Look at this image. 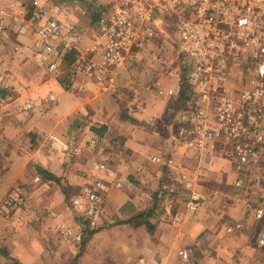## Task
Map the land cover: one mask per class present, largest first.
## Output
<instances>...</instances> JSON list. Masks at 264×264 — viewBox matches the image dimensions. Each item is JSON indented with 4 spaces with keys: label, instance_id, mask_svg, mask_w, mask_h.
<instances>
[{
    "label": "crops",
    "instance_id": "crops-1",
    "mask_svg": "<svg viewBox=\"0 0 264 264\" xmlns=\"http://www.w3.org/2000/svg\"><path fill=\"white\" fill-rule=\"evenodd\" d=\"M5 22L0 72L8 86L0 97L11 99L0 105V264H264L255 217L264 179L238 173L226 154L187 146L182 62L168 66L145 50L142 60L116 71L113 87L86 82L74 92L66 89L65 73L55 76L33 60L34 28L19 35ZM170 67L178 70L174 78L166 75ZM156 82L174 94L158 95ZM53 93L56 101H47ZM35 96L45 100L19 111ZM94 162L106 163L113 175L94 169ZM239 176H246L240 187ZM94 179L121 186L103 195L106 216L90 227L69 199ZM12 191L25 196L20 204L9 199ZM60 221L80 230L82 240H63Z\"/></svg>",
    "mask_w": 264,
    "mask_h": 264
},
{
    "label": "built area",
    "instance_id": "built-area-1",
    "mask_svg": "<svg viewBox=\"0 0 264 264\" xmlns=\"http://www.w3.org/2000/svg\"><path fill=\"white\" fill-rule=\"evenodd\" d=\"M26 3V0H13L8 6L0 3V24L9 20V25H16L19 35L33 27V60L45 65L55 76L65 73L66 89L74 92L82 91L86 82H94L102 89L113 87L119 68L139 62L142 52H153L157 42L170 37L177 49L172 63L182 62L186 72L184 92L189 104L184 110L183 138L187 146L204 154H226L234 159L238 173L247 172L258 161L264 166V0H29ZM93 13L97 16L92 17ZM75 16L88 21L80 25L72 21ZM165 18L169 21L166 26ZM152 60L161 59L152 54ZM240 62L246 63L245 73L235 65ZM176 72V68L170 67L166 75L174 78ZM243 76L248 79V86L240 90L231 80ZM156 85L158 95L174 94L172 88L164 89L160 82ZM6 86L0 72V88ZM10 99L7 94L1 96L0 105ZM44 100L35 96L19 104L18 109L30 111ZM47 101H56V95H49ZM166 162L170 165L173 161ZM92 166L113 175L104 162H94ZM244 177L237 178L236 186L242 185ZM180 180L190 187L186 174L182 173ZM113 186L119 187L121 182L109 184L94 179L71 195V206L90 227L98 226L106 216L103 195ZM189 208L194 210L196 203H191ZM255 217L264 220V202L256 208ZM57 229L67 242L82 240V232L63 221L57 224ZM262 230L257 237L260 245H264ZM179 254L188 259L186 251Z\"/></svg>",
    "mask_w": 264,
    "mask_h": 264
},
{
    "label": "rangeland",
    "instance_id": "rangeland-1",
    "mask_svg": "<svg viewBox=\"0 0 264 264\" xmlns=\"http://www.w3.org/2000/svg\"><path fill=\"white\" fill-rule=\"evenodd\" d=\"M26 4H28L29 0H26ZM28 10V8L26 9V11ZM87 19V18H85ZM167 24H169V21L166 20V18L164 19V25L166 26ZM155 49H153V52L152 54H155L157 55V59H161L163 61H166L167 65L169 66L170 65V62H172V60H175L176 59V55H177V49H176V46H174V43L172 41V39L169 37H165L164 40H161L159 42H157V44H155L154 46ZM187 60V59H186ZM166 63L164 65H166ZM236 66H240V72H244L246 71V63L245 62H240V64H235ZM182 73H185V66L183 63H181V74ZM232 83L234 84L235 87H239L240 90L242 89H245L247 86H248V79L246 77H240V78H234L231 80ZM187 106V105H186ZM185 106V107H186ZM188 107L186 108H183V109H187ZM185 114V112H184ZM184 114H182V119H184ZM0 158H2V156L0 155ZM231 158V157H229ZM233 161L234 159L231 158ZM7 162H5L4 160L2 161V164H6ZM2 166H0V172L2 171ZM250 172V174H256L257 177L256 179L260 180V179H264V166L262 164H260V162L258 161V163H255L253 165H251L249 168H248V171L247 173ZM240 187V186H238ZM17 192H10L9 194V199L11 198V200L18 204H20L23 200H22V197L25 198L24 195H19V192H18V196L16 195ZM26 194V193H25ZM14 196H16L15 199ZM20 199V200H19ZM11 204V202H10ZM11 209L8 208L7 211H10ZM5 211V212H7ZM8 213V212H7ZM8 218L10 216H7ZM10 220V219H9ZM264 228V220H261V226L258 227V230H257V235H256V243L258 244L257 242V237H258V233L261 231V229ZM264 232V230H262ZM259 246H262L263 245H260L258 244ZM10 264V263H9Z\"/></svg>",
    "mask_w": 264,
    "mask_h": 264
},
{
    "label": "trees",
    "instance_id": "trees-1",
    "mask_svg": "<svg viewBox=\"0 0 264 264\" xmlns=\"http://www.w3.org/2000/svg\"><path fill=\"white\" fill-rule=\"evenodd\" d=\"M94 15H95L94 17H96L97 16V13H95ZM0 93H1V89H0ZM44 177L51 178V176L49 177L46 174H44ZM0 253L5 255V251L2 248H0Z\"/></svg>",
    "mask_w": 264,
    "mask_h": 264
}]
</instances>
